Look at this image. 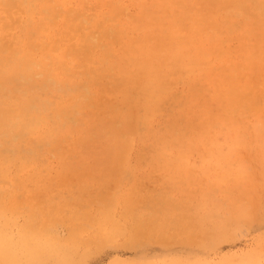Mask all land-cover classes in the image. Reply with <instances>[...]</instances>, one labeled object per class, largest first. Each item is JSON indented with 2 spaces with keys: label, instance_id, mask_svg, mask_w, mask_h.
Returning a JSON list of instances; mask_svg holds the SVG:
<instances>
[{
  "label": "rangeland",
  "instance_id": "rangeland-1",
  "mask_svg": "<svg viewBox=\"0 0 264 264\" xmlns=\"http://www.w3.org/2000/svg\"><path fill=\"white\" fill-rule=\"evenodd\" d=\"M197 2L36 0L30 17L16 0H0L3 47L10 49L17 38L35 43L39 59L51 62L65 88L94 81L95 104L83 106L74 122L97 138L95 146H80L83 161L69 151L88 137L74 132L63 139L66 150L46 147L32 167L16 159L0 167V264H264V45L259 52L251 49L257 26L250 1L219 8L208 22ZM163 21L179 23L172 30L178 41L168 49L180 48L187 66L191 58L203 60L180 71L161 67L168 91L120 165L100 129L117 119L122 92L116 81L129 54L153 66L167 61L151 54ZM37 23L24 39V27ZM100 59L112 72L97 79L90 70ZM238 66L244 67L239 78L251 101L227 118L221 111ZM222 115L231 122L216 124ZM171 123L180 125L176 135L165 145L155 143ZM50 127L40 126L36 138ZM221 153L232 154L231 160L240 154V162ZM117 169L126 171L122 180ZM108 190L113 194L98 195ZM89 197L92 204L81 202ZM242 203L252 214L243 225L236 221L217 230L220 218L202 223L213 210L226 218ZM107 215L127 234L109 239Z\"/></svg>",
  "mask_w": 264,
  "mask_h": 264
},
{
  "label": "bare ground",
  "instance_id": "bare-ground-1",
  "mask_svg": "<svg viewBox=\"0 0 264 264\" xmlns=\"http://www.w3.org/2000/svg\"><path fill=\"white\" fill-rule=\"evenodd\" d=\"M30 17L35 13L36 0H16ZM196 3L200 5V12L204 14L206 22L211 20L214 11L219 8H228L242 3L245 0H199ZM250 1L254 10L253 22L257 28L252 32L251 40L253 46L251 49L262 50L264 45V0ZM48 11L44 10L46 16ZM210 15L209 17H206ZM38 26L26 25L23 30L24 39L29 38L33 30ZM163 29L158 36L157 43L151 49L153 57L159 56L161 59H167L159 65L153 66L151 61H143L136 54H129L127 58V68L117 79V86L121 88L122 99L114 111L117 113V119L111 124H106L100 129V135L105 137L107 143L105 148L112 152L120 165L126 161L130 149L133 147L134 136L145 126V122L159 111L162 104L161 96L168 91V83L160 77L159 70L167 65L174 71H180L194 63L203 60L191 58L190 64L185 65L182 56H179L180 48L172 50L168 46L178 41V38L172 34V30L179 27V23L159 22ZM3 29L1 28V32ZM3 47L0 44V167L10 166L13 161H22L27 164L26 167H32L42 158V151L48 147L52 151H61L64 148L63 139H68L71 133L77 132L87 136V140H80V145L69 151V155L74 153L77 160L83 161L86 155L79 153L81 145L90 148V145H96V132L88 128H81L74 122L80 109L88 103L95 104L91 94V88L94 81H87L85 84L72 88H65L61 85V75L51 62L40 60L42 57L35 49L38 47L35 43L24 41L23 38L15 39L12 47ZM40 60V61H39ZM93 60V55H92ZM132 68H137L135 72ZM243 66H238L230 76L227 83L228 98L221 111V114L227 118L238 113L247 107L250 99L247 97L246 87L242 84L239 74ZM254 73L260 70L259 65H254ZM90 71L98 78L105 74H111L112 70L107 65L105 59L98 61V67ZM250 88V85H249ZM67 97L73 98V104L69 107L55 109V105H61ZM84 97V98H82ZM84 102V103H83ZM257 105V101L251 102V105ZM223 115L215 120L220 125L230 123L231 119L223 122ZM79 116V115H78ZM43 124L51 125L49 133L42 138H36L40 126ZM180 125L171 123L158 135L155 143L162 146L176 135ZM110 130L108 135H104V130ZM40 132H43L41 130ZM154 143V144H155ZM151 146V150L154 146ZM7 150L12 151L11 156H3ZM89 150V149H88ZM228 160H231L232 154L221 153ZM70 157V156H69ZM230 162H240V154H234ZM72 171V170H71ZM118 180H122L126 174L125 170L117 169ZM62 178V174L60 175ZM67 175L62 180H66ZM220 180L225 179L221 173ZM113 194L101 192L98 195ZM115 195V194H114ZM132 200L136 194H131ZM83 200V203H90L92 197ZM159 198H157L158 200ZM217 211L219 207H216ZM78 213H82V210ZM161 214H163L160 211ZM207 215L202 219V223L211 222L220 218L221 225L217 228H226L239 221L243 225L251 218V213L247 211L245 203L241 207L235 208L226 218L215 215ZM221 214V212H220ZM104 228L109 239H114L117 235H126L124 229H121L111 215H107L104 220ZM219 238L224 235L218 234ZM3 251H0V254Z\"/></svg>",
  "mask_w": 264,
  "mask_h": 264
}]
</instances>
